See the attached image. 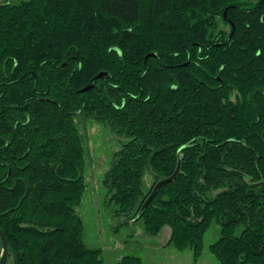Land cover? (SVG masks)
I'll return each mask as SVG.
<instances>
[{
  "label": "trees",
  "instance_id": "16d2710c",
  "mask_svg": "<svg viewBox=\"0 0 264 264\" xmlns=\"http://www.w3.org/2000/svg\"><path fill=\"white\" fill-rule=\"evenodd\" d=\"M76 116L121 138L104 179L116 215L169 227L195 258L216 221L221 264H264V0L0 1V227L14 264H103L76 213Z\"/></svg>",
  "mask_w": 264,
  "mask_h": 264
},
{
  "label": "rangeland",
  "instance_id": "374dc122",
  "mask_svg": "<svg viewBox=\"0 0 264 264\" xmlns=\"http://www.w3.org/2000/svg\"><path fill=\"white\" fill-rule=\"evenodd\" d=\"M218 20L220 28L229 29L221 18ZM75 123L81 134L85 155V189L76 213L83 222L85 244L102 248L103 264H114L126 254L139 256L142 264H221L210 251V244L220 236V225L216 221L211 223L204 235L202 255L195 258L190 247L177 249L168 243L169 227H164L157 235H151L142 220L125 222L123 216L116 215L117 205L109 201L104 179L114 152L120 148L121 138L93 118L76 116ZM153 182L154 177L147 170L143 176L144 191ZM6 264H14L12 254H9Z\"/></svg>",
  "mask_w": 264,
  "mask_h": 264
},
{
  "label": "water",
  "instance_id": "95a60500",
  "mask_svg": "<svg viewBox=\"0 0 264 264\" xmlns=\"http://www.w3.org/2000/svg\"><path fill=\"white\" fill-rule=\"evenodd\" d=\"M226 12V10H225ZM151 55H155L154 53H149L146 57L148 56H151ZM106 74V72H100L98 73L95 77L98 78V77H103L104 75ZM92 84L90 85H87L83 88V90H86L88 89L89 87H91ZM180 170V164H178V166L176 167V170L174 171V173L168 177H165V178H162L160 179L159 181L156 182V184L154 185V187L152 188L150 194L148 195V197L146 198L143 206H142V209L140 211V214L141 212L143 211V209L146 207V205L150 202V200L154 197V195L156 194L157 190L160 188V186L166 182H169L171 180H173L178 172ZM0 240H1V244H2V251H1V256H0V264H6L7 263V260H8V255H9V249H8V239H7V236H6V233L4 232V230H2V228L0 227Z\"/></svg>",
  "mask_w": 264,
  "mask_h": 264
},
{
  "label": "crops",
  "instance_id": "0c3cea01",
  "mask_svg": "<svg viewBox=\"0 0 264 264\" xmlns=\"http://www.w3.org/2000/svg\"><path fill=\"white\" fill-rule=\"evenodd\" d=\"M12 1H14V0H12Z\"/></svg>",
  "mask_w": 264,
  "mask_h": 264
},
{
  "label": "built area",
  "instance_id": "2783aa9c",
  "mask_svg": "<svg viewBox=\"0 0 264 264\" xmlns=\"http://www.w3.org/2000/svg\"><path fill=\"white\" fill-rule=\"evenodd\" d=\"M1 1V0H0Z\"/></svg>",
  "mask_w": 264,
  "mask_h": 264
}]
</instances>
